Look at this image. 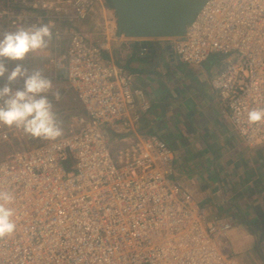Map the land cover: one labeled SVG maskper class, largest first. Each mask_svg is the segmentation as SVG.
<instances>
[{
  "label": "built area",
  "instance_id": "1",
  "mask_svg": "<svg viewBox=\"0 0 264 264\" xmlns=\"http://www.w3.org/2000/svg\"><path fill=\"white\" fill-rule=\"evenodd\" d=\"M95 11L97 41L82 26ZM47 23V49L3 62L9 72L22 63L29 74L47 63L53 91L72 90L82 111L64 135L35 147L22 129L0 125V145H14L0 161V191L14 194L17 225L0 238V264H238L239 225L210 218L178 178L170 145L139 130L151 104L135 85L138 74L109 56L121 38L115 10L107 0H0V38ZM158 40L186 65L219 56L212 87L246 146H264V123L247 121L248 111L264 107V0H205L184 36ZM114 143L122 146L119 164Z\"/></svg>",
  "mask_w": 264,
  "mask_h": 264
},
{
  "label": "crops",
  "instance_id": "2",
  "mask_svg": "<svg viewBox=\"0 0 264 264\" xmlns=\"http://www.w3.org/2000/svg\"><path fill=\"white\" fill-rule=\"evenodd\" d=\"M91 39L102 38L97 14ZM144 40L119 38L109 56L138 74L135 85L151 104L139 130L160 136L174 151L178 178L189 183L210 218L233 220L241 247L238 264H264V146L250 149L236 132L228 110L212 87L213 68L180 63L158 42L140 55ZM157 43V44H156ZM67 132V131H66ZM113 139V138H112Z\"/></svg>",
  "mask_w": 264,
  "mask_h": 264
},
{
  "label": "clouds",
  "instance_id": "3",
  "mask_svg": "<svg viewBox=\"0 0 264 264\" xmlns=\"http://www.w3.org/2000/svg\"><path fill=\"white\" fill-rule=\"evenodd\" d=\"M107 2H109L107 5L112 7L110 0ZM122 36L124 35L120 37ZM52 38L50 23L27 28L20 26L15 31L4 32L0 38V79L7 74V82L0 86V125L22 129L26 135L46 141H54L63 135L62 123L58 119L54 103L61 101V91L59 89L53 91V81L41 71L37 70L29 74L22 63H16L9 72L3 60L22 62L29 54L47 49ZM152 39H156L154 42L163 46L158 38L140 39L144 40L142 46L147 45L148 51L149 41ZM163 48L172 52L170 46ZM18 79L23 80V86L13 88V83ZM247 121L250 125L264 123V107L248 111ZM14 200V194L0 191V238L16 230L17 225L13 219L16 210L9 206Z\"/></svg>",
  "mask_w": 264,
  "mask_h": 264
},
{
  "label": "water",
  "instance_id": "4",
  "mask_svg": "<svg viewBox=\"0 0 264 264\" xmlns=\"http://www.w3.org/2000/svg\"><path fill=\"white\" fill-rule=\"evenodd\" d=\"M110 3L117 14L119 35L146 39L184 36L205 0H110Z\"/></svg>",
  "mask_w": 264,
  "mask_h": 264
},
{
  "label": "rangeland",
  "instance_id": "5",
  "mask_svg": "<svg viewBox=\"0 0 264 264\" xmlns=\"http://www.w3.org/2000/svg\"><path fill=\"white\" fill-rule=\"evenodd\" d=\"M107 4L109 5V2H107ZM95 10V9H94ZM112 12V11H111ZM109 13V12H108ZM108 13H107V15H108ZM94 14H96V11H95V13ZM102 22H99L98 23V26H99V31L98 30H95L94 32H98V33H100V35L102 34V24H101ZM93 27H94V24H91V22H89L88 24L86 23V25H85V31L86 32H88V33H90L91 32V30L93 29ZM92 33V32H91ZM220 60H221V58L219 57V56H217V55H213V56H211L209 59H208V63L206 64V70H208V71H210V69L212 70V68H213V76L215 75V72H216V66L218 65V63H220ZM47 63H45V62H41V65L37 62L36 64H32V68L33 69H35V68H37L35 71H37V70H39V71H41L42 73H43V75H45L46 77H51V76H55L54 75V72H52V71H49L48 70V68H47ZM33 72V71H32ZM56 73V72H55ZM57 75H58V78L56 79V81L58 82V83H60V84H65V82H66V80L63 78V76H60V74L61 73H56ZM55 80H54V83L56 82ZM6 83V82H5ZM4 83V84H5ZM59 85V84H58ZM63 90V89H62ZM65 90V89H64ZM63 90V91H64ZM62 91V92H63ZM65 93H68V94H73L72 95V97H75V94L72 92V90H68V91H66ZM79 103V102H78ZM80 104V103H79ZM63 105L64 106H67L68 108H70L71 107V103H70V100H69V98H67V99H65L64 98V101L62 102V103H60V104H58V105H55V108H56V106L58 107L59 106V108H60V110H62V109H64V107H63ZM59 108H57V109H59ZM69 112H67V111H63V115H58V119L61 121V123H62V119H64V116H66L67 114H68ZM63 124V123H62ZM67 124H68V122H66L65 121V123H64V127H63V135L66 133V131L68 130V128H67ZM43 141H45V140H37V139H35V141H33L32 143L34 144V146L33 147H35V146H38V145H40V143H42ZM14 145L13 144H11V145H5V144H3V145H0V161H2L4 158H5V156L7 155V154H9L12 150H13V147ZM122 150V146L120 145V144H113L112 145V156H113V158H114V160H115V162L116 163H120L119 161V156H120V151ZM241 233L239 234V236L238 237H236V238H234V239H232V250H233V252H235L236 253V251L241 247ZM264 250V249H263ZM243 258L245 259V262L247 263V264H249L250 263V259L248 258V257H246L245 255H243ZM252 264V263H251Z\"/></svg>",
  "mask_w": 264,
  "mask_h": 264
},
{
  "label": "trees",
  "instance_id": "6",
  "mask_svg": "<svg viewBox=\"0 0 264 264\" xmlns=\"http://www.w3.org/2000/svg\"><path fill=\"white\" fill-rule=\"evenodd\" d=\"M60 76H63V78H64L65 74L61 73ZM62 94H63L62 101L59 103H55V105L62 103L64 101V98L65 99L69 98L70 103H71L70 108H68L67 106H64V105H63L64 109H62V110H60L59 106L58 107L56 106V108H55V111L57 112L58 115H63V111L69 112L66 116H64V119H62V123H63L62 127H64L65 121L67 122V120L70 118L71 115L80 113L82 111V107H81V104H79L80 102L77 100L76 96L72 97L73 94L71 95V94L65 93V91H63ZM57 108H59V109H57ZM39 140H41V139H39Z\"/></svg>",
  "mask_w": 264,
  "mask_h": 264
}]
</instances>
